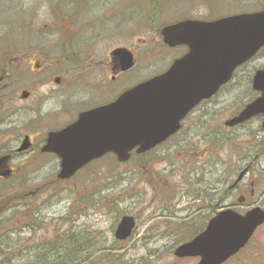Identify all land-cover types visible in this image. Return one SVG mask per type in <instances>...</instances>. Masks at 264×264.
<instances>
[{
  "label": "rangeland",
  "instance_id": "rangeland-1",
  "mask_svg": "<svg viewBox=\"0 0 264 264\" xmlns=\"http://www.w3.org/2000/svg\"><path fill=\"white\" fill-rule=\"evenodd\" d=\"M192 2L198 5L199 17L218 18L256 11L264 0H182L181 7L187 9ZM263 67L264 53L241 67L205 106L211 114L207 121L192 117L181 134L158 153L134 157L125 164L108 157L66 182L35 163L33 173L26 171L18 179L0 183V199L17 195V210L24 211L28 202V215L35 213L21 218L27 227L16 225L17 217L3 212L7 202L0 201V264L11 256V264L30 262L41 254V245L62 244L55 236L78 233L89 239L85 247L91 253L96 250V256L103 251L117 255L101 264H196L199 258H178L174 249L203 231L223 209L244 213L252 207L264 208L261 119L225 126L226 120L255 98L252 76ZM193 123L199 131L195 125L188 130ZM243 169L248 170L246 176L229 189ZM242 196L245 201L240 203ZM126 214L137 218V227L128 241L117 243L114 231ZM225 264H264V224Z\"/></svg>",
  "mask_w": 264,
  "mask_h": 264
},
{
  "label": "flooded vegetation",
  "instance_id": "flooded-vegetation-1",
  "mask_svg": "<svg viewBox=\"0 0 264 264\" xmlns=\"http://www.w3.org/2000/svg\"><path fill=\"white\" fill-rule=\"evenodd\" d=\"M175 5L177 8H172ZM181 5L182 0H0V183L18 179L26 171L33 173L35 163L50 168L57 177L62 161L53 149L58 144L52 150L48 144L83 114L117 105L128 92L131 104L127 105H145L146 100L150 105L149 90L132 91L152 78L167 75L191 51L185 37L179 39L176 33L177 38H173L171 32L167 36L164 32L175 25L223 18L199 17L198 5L193 2L187 9ZM257 7L252 12L264 11V3ZM196 36L192 34V38ZM263 53L264 46L254 57ZM187 77L186 69L164 80V90L170 92L171 99L176 98V84L187 81ZM253 77L251 89L256 96L245 105L262 96V91L252 88ZM226 86L198 102L165 142L142 154L135 149L131 159L158 153L181 134L192 117L207 121L211 114L205 106ZM168 101H173L169 105L176 103ZM257 118L262 124L264 115ZM195 126L199 131L198 124ZM24 143L26 148H22ZM108 157L116 159L114 153H107L80 168L76 175ZM24 204V211L15 215L16 225L21 226V218L31 212L30 204ZM51 246L46 243L39 249Z\"/></svg>",
  "mask_w": 264,
  "mask_h": 264
},
{
  "label": "water",
  "instance_id": "water-1",
  "mask_svg": "<svg viewBox=\"0 0 264 264\" xmlns=\"http://www.w3.org/2000/svg\"><path fill=\"white\" fill-rule=\"evenodd\" d=\"M192 29L199 33L198 41L193 42L189 37ZM170 32L173 38H177L176 33L179 39L185 37L191 48L186 58L177 62L167 74L188 70L187 81L176 84L177 104H168L170 92L164 90L161 76L132 91L149 89L150 105L147 100L145 105H127L131 104L128 93L118 100L117 105L83 114L74 126L53 136L48 144L50 150L58 144L53 150L62 161L59 178H70L82 166L107 152H115L120 161H126L134 147L139 146L138 152H144L175 133L181 126L180 121L200 100L215 94L230 80L235 68L264 45V12L232 16L208 24L175 25L164 33L167 36ZM253 87L262 90L263 96L247 105L238 116L227 120V126L264 113V70L255 74ZM26 147L24 143L22 148ZM246 172L247 169L240 173L235 184ZM262 224L264 208L260 206L245 214L227 208L218 212L196 237L179 245L174 254L180 258L200 257L197 264H223L248 243ZM135 226L133 216H123L115 238L127 239Z\"/></svg>",
  "mask_w": 264,
  "mask_h": 264
},
{
  "label": "trees",
  "instance_id": "trees-1",
  "mask_svg": "<svg viewBox=\"0 0 264 264\" xmlns=\"http://www.w3.org/2000/svg\"><path fill=\"white\" fill-rule=\"evenodd\" d=\"M139 158V157H136ZM15 199H18L17 196H12L9 198H4L2 201L7 202L6 211L10 213L12 216L18 214L17 207L19 206ZM9 205V207H8ZM30 213V211H27ZM11 223V221H10ZM2 229V227H1ZM82 234H70L69 236L66 235H58L55 236L56 240H61L62 242V250H59L60 247L55 246L54 252L50 254H37L34 256L30 262L24 264H101L102 260H112L114 259L115 255L113 252H105L103 251L102 254L96 256V250L94 252H90L89 247H85L88 244L89 239L86 238L85 240L81 237ZM118 243V242H117ZM8 251L12 252L11 247L7 246ZM43 251V250H41ZM110 251V250H109ZM0 254H3L2 252ZM9 255V254H8ZM68 257V260H67ZM120 258V257H118ZM7 262L12 261V256L7 258ZM87 259V261H85ZM14 261V260H13ZM15 262V261H14ZM17 264V263H16Z\"/></svg>",
  "mask_w": 264,
  "mask_h": 264
},
{
  "label": "bare ground",
  "instance_id": "bare-ground-1",
  "mask_svg": "<svg viewBox=\"0 0 264 264\" xmlns=\"http://www.w3.org/2000/svg\"><path fill=\"white\" fill-rule=\"evenodd\" d=\"M57 247L62 248L63 246H62V244H60V245H57ZM54 248H55V247H47V248L43 249L42 254H43V253H44V254H45V253H46V254H50V253H52V252L55 251Z\"/></svg>",
  "mask_w": 264,
  "mask_h": 264
}]
</instances>
